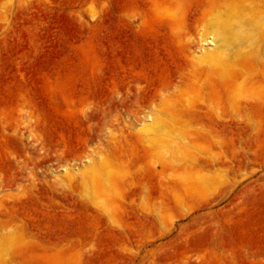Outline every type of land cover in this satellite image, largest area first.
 Segmentation results:
<instances>
[{
	"label": "rangeland",
	"instance_id": "obj_1",
	"mask_svg": "<svg viewBox=\"0 0 264 264\" xmlns=\"http://www.w3.org/2000/svg\"><path fill=\"white\" fill-rule=\"evenodd\" d=\"M234 6L264 15V0H0V264H264V110L252 113L263 131L234 134L186 113L225 107L236 88L189 58ZM263 79L241 90L255 100ZM147 115L179 128L183 155L143 143ZM98 155L108 214L64 173ZM205 155L217 169L199 170ZM195 173L199 192L171 188Z\"/></svg>",
	"mask_w": 264,
	"mask_h": 264
},
{
	"label": "bare ground",
	"instance_id": "obj_2",
	"mask_svg": "<svg viewBox=\"0 0 264 264\" xmlns=\"http://www.w3.org/2000/svg\"><path fill=\"white\" fill-rule=\"evenodd\" d=\"M238 1L239 0H237V2ZM235 7L236 6L233 8L231 7V9L224 14H213L215 15V17H213V24L209 26L207 31L205 30L206 32L203 35H201V42L204 45L203 51H201L200 54L192 52L189 56L190 60L198 63V65L201 64L204 66L205 63L208 66V69H212V73H210L214 74L217 77L216 79L219 78L221 80L223 83L222 86L230 88L232 86L236 87L234 91L233 89L232 92L228 91L230 94H228L229 98L226 103L223 102L225 107L230 110V114H228L229 111L228 113L225 112L224 106L223 108L217 105H212L213 102H209L211 105L197 107L195 110H189V112H186L195 120L194 122H196V124L198 123L200 125V131H206L209 134H218L219 132L234 134L238 131L247 130H250L251 132L263 131V129L257 125V122L253 120L252 116L254 115H252V113H255L253 110L258 111V113L263 112L264 92H260L258 98L254 100L250 98L252 97L251 95L245 93L246 90H241V87L245 81L252 79L253 76H264V52H260L264 51V15H259L263 17L254 20V18L257 17L253 13L254 11L248 10L246 14H241L237 12ZM252 13L256 16H254L253 19ZM243 15H247V17L249 15L251 17V21L246 22L245 18L247 20V17H244ZM206 42L210 43L209 47H205L207 44ZM223 103L220 102V104L224 105ZM147 116L148 117H146L141 127L137 129V132L145 135L143 137V143L147 144V146L150 145V147H156L160 154L163 152V155L164 153L165 155L167 154V151H165L167 147L173 150V153L176 155H183L182 148H184L188 142H186L185 137L179 132V128L176 130H169L161 118L152 115ZM245 116H247L246 119L250 122V124L246 123L241 125L238 120ZM171 134L172 137H170ZM151 148V150H153V147ZM143 149H145V147ZM97 157V161L88 157L86 164L83 165L81 169L77 170L75 167H68L65 169L64 173L66 177L71 178L72 171L77 173L80 172L84 176L85 181H89L92 184V188L91 186L88 188L89 191L92 189L91 192L85 194L87 201L101 212L108 214L111 211L112 205H114V208L116 207L114 198L109 195L112 191L110 186L111 181L109 182L110 172L105 171L106 163L101 155H98ZM197 162L199 164V170L205 172H208V170L212 168L217 169V167L221 164V161L217 156L208 155H205V158L203 159H198ZM239 162L241 163L242 161ZM181 177L182 178L179 177L180 179L177 181L175 180V183H173L172 187L170 185V187L174 190H182L188 193L193 190L199 192L201 187H203V184L207 181L206 177L202 175V173H195L192 180L184 178V176ZM168 185V183L159 184L160 187L164 188H168ZM176 187L179 189H176ZM97 190L102 191L101 193H104L105 195L107 194L108 198L104 194H100ZM142 191L147 192L148 190ZM132 193L134 194V191ZM149 193L150 192L148 191L147 195H150ZM142 200H145V198ZM8 238V235H0V258L3 255L2 248H4L2 243ZM16 241H18L17 238ZM5 244L6 243H4V245Z\"/></svg>",
	"mask_w": 264,
	"mask_h": 264
}]
</instances>
